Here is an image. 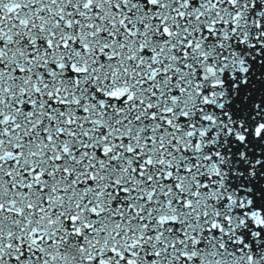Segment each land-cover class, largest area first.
Returning a JSON list of instances; mask_svg holds the SVG:
<instances>
[{
    "label": "snow or ice",
    "instance_id": "obj_1",
    "mask_svg": "<svg viewBox=\"0 0 264 264\" xmlns=\"http://www.w3.org/2000/svg\"><path fill=\"white\" fill-rule=\"evenodd\" d=\"M0 264H264V0H0Z\"/></svg>",
    "mask_w": 264,
    "mask_h": 264
}]
</instances>
